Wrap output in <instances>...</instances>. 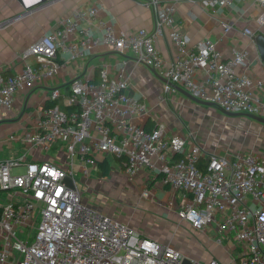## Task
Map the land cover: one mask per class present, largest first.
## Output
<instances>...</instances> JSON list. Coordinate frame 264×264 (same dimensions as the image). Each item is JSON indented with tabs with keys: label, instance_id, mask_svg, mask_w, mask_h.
Wrapping results in <instances>:
<instances>
[{
	"label": "built area",
	"instance_id": "2783aa9c",
	"mask_svg": "<svg viewBox=\"0 0 264 264\" xmlns=\"http://www.w3.org/2000/svg\"><path fill=\"white\" fill-rule=\"evenodd\" d=\"M147 2L154 13L151 31L117 32L96 6H85L26 48L20 71L6 75L0 69V124L25 116L33 92L49 90L33 121L1 143L8 149L18 145L20 154L0 160V194H7V202H0V264H183L186 258L176 248L143 237L83 201L73 166L90 178L110 159L130 180L143 169H158L165 186L191 196L179 210L183 221L197 231L212 229L219 243L226 242L230 253L237 254L238 264H264L262 156L190 146L161 122L151 129L137 126L133 118L147 114L148 107L128 93L130 79L123 67L112 73L102 64L99 82L76 79L65 93L52 86L66 64L77 65L103 45L156 71L167 81L165 92L175 85L227 112L264 118V81L238 72L250 58L247 49L235 48L223 59L210 38L192 48L176 29V3ZM254 2L261 11L257 22L264 27V0ZM228 3L204 1L211 9ZM230 29L226 25L225 32ZM166 34L180 52L170 65L156 47ZM244 34L252 32L244 29ZM75 39L79 41L73 44ZM54 148L55 156L46 158L44 153ZM18 169L24 172L15 173ZM142 195L148 198L149 190Z\"/></svg>",
	"mask_w": 264,
	"mask_h": 264
},
{
	"label": "crops",
	"instance_id": "0c3cea01",
	"mask_svg": "<svg viewBox=\"0 0 264 264\" xmlns=\"http://www.w3.org/2000/svg\"><path fill=\"white\" fill-rule=\"evenodd\" d=\"M164 1L176 3V29L188 39L192 48L200 41L210 38L223 59L230 58L235 48L247 49L250 58L247 65L238 72L264 81V62L254 42L258 35L264 34V27L257 22L261 11L254 0H229L228 6H216L214 9L204 5L206 0ZM90 5L96 6L100 18L112 24L117 32L130 33L140 28L151 31L154 27L153 9L147 0H0V69L6 75L20 71L21 56L26 48L46 33L55 30L63 18ZM226 25L231 26L229 32H225ZM244 29H250L252 35L244 34ZM93 34L99 36L96 30ZM78 41L75 39L72 42L76 44ZM156 47L167 65L176 61L180 54L168 34L157 40ZM102 64L107 65L112 73L125 68L130 79L128 93L147 105L148 113L132 120L137 126L151 129L156 122H161L171 135L187 138L190 146L197 143L216 154L227 151L247 153L243 150H247L250 145L229 144L234 143L235 136L241 138L240 141L246 140L245 135L248 134L232 131L234 122L231 117H228V125L231 127L226 128L227 123L222 118L227 116H222L219 109L199 105L174 88L165 92L164 82L152 70L138 63L133 56L116 55L103 45L88 51L86 58L80 59L77 65L66 64L52 86L61 88L65 93L76 79L99 82ZM196 78L201 79L200 76ZM48 95V89L36 90L29 98L25 116L15 114L16 117L12 116L0 124V160L20 154L18 145L8 149L1 146V143L8 135L21 133L22 127L33 121L35 112L46 103ZM34 96L39 99L32 101ZM262 98L264 99V91ZM252 127L256 136L254 133L251 140L264 144L260 130ZM192 135L196 139L193 140ZM258 155L264 158V153ZM117 164L118 166H111L110 176L125 178L131 185L123 195L124 199L132 201L133 191L136 190L134 186L143 183L138 197L134 196L138 198L136 205L141 208L142 215L140 214L139 219L130 218L126 221L117 216L114 209H107L106 212L135 228L143 237L176 248L190 260V264H209L212 260L221 264H238L237 254L230 253L231 246L226 245V242L219 243L212 229L197 231L181 219L179 210L191 200L190 195L165 186L156 168L143 169L130 180ZM123 185L126 187L129 184ZM145 189L150 192L148 198L142 195Z\"/></svg>",
	"mask_w": 264,
	"mask_h": 264
},
{
	"label": "rangeland",
	"instance_id": "374dc122",
	"mask_svg": "<svg viewBox=\"0 0 264 264\" xmlns=\"http://www.w3.org/2000/svg\"><path fill=\"white\" fill-rule=\"evenodd\" d=\"M35 98H32V101L35 99H39L38 96H34ZM30 104V102H29ZM30 106V105H29ZM224 116L223 114H221ZM225 117V116H224ZM226 121L227 125L226 128H230L231 126L228 125V117L222 118ZM232 121L234 124L232 125L233 127L231 128L232 131H240L243 132L247 135H245L246 140L240 141L241 138L235 136L236 138L233 139L234 143H229L230 145H236L235 143L240 144V146H243L248 144L247 150H243L247 153H256V154H261L264 153V144H258L252 141L251 139L254 138V133L253 132V127H257L260 130V134L264 137V125L260 124H253L251 122H248V118L246 117H231ZM8 125V124H6ZM6 128V127H5ZM7 129V128H6ZM5 129V130H6ZM2 130V129H1ZM244 135V134H243ZM256 136V133H255ZM231 139V138H230ZM261 138L257 141H260ZM264 141V138H262ZM252 145V146H251ZM255 145V146H254ZM229 146H226L228 148ZM236 152V151H235ZM242 152V151H239ZM56 153V148H54L50 153H44L46 158L48 156H55ZM113 160V159H112ZM110 160L111 166H118V162ZM73 171L75 174V179L78 184L79 191L81 192V197L83 201H85L90 207L95 208L99 212L111 215L110 213L106 212L105 210L107 209H114L117 213V216L122 217L127 221V219H134L138 218L142 215L140 213L141 208L138 207L136 204V200L138 199L137 195L140 191V187L142 186L143 183H140L138 185H135L134 188L136 189L133 191L134 195L132 198V201L128 198H123V195L127 190H129L130 183L127 182L125 178H120V177H115V176H109L107 178H99L98 174L93 175L90 178H84L79 172V168L77 165L73 166ZM15 173H22L24 172L23 169H18L14 171ZM123 184H129L128 186H124ZM122 186V187H121ZM134 196H137L136 198ZM131 199V198H130ZM0 202L3 204L7 202V194H0ZM141 214V215H140ZM114 216V215H112ZM117 216L116 217L118 220H120ZM121 221V220H120ZM122 222V221H121ZM125 223V222H123Z\"/></svg>",
	"mask_w": 264,
	"mask_h": 264
},
{
	"label": "water",
	"instance_id": "95a60500",
	"mask_svg": "<svg viewBox=\"0 0 264 264\" xmlns=\"http://www.w3.org/2000/svg\"><path fill=\"white\" fill-rule=\"evenodd\" d=\"M40 2H44V0H40ZM254 42L259 50V53L261 55V58L264 62V34H261V35H258L255 39H254ZM153 73L163 82H167L164 78H162L156 71L152 70ZM174 89H176L179 93H181L182 95H184L185 97L189 98L190 100H192L193 102L199 104V105H202V106H206V107H212V108H217L219 109V111L224 115V116H227V117H246L260 125H264V118L262 117H258V116H255V115H251V114H244V113H231V112H227L223 109H220L218 107H216V105L212 102H206V101H202L200 99H197L196 97L192 96L189 92H187L186 90L178 87V86H175V85H172ZM66 182L69 184V186L72 188V189H75V186L74 184L72 183L71 180L69 179H66ZM190 260L188 259H185L183 264H190Z\"/></svg>",
	"mask_w": 264,
	"mask_h": 264
},
{
	"label": "trees",
	"instance_id": "16d2710c",
	"mask_svg": "<svg viewBox=\"0 0 264 264\" xmlns=\"http://www.w3.org/2000/svg\"><path fill=\"white\" fill-rule=\"evenodd\" d=\"M203 165H205L204 162L201 163V167H203ZM110 172H111V165L109 164L108 161H105L104 163L101 164V170L98 173V177L99 178L109 177ZM159 177H160V175H159Z\"/></svg>",
	"mask_w": 264,
	"mask_h": 264
}]
</instances>
